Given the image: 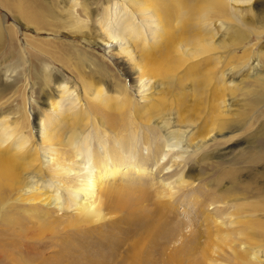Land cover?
<instances>
[{"label": "rangeland", "instance_id": "obj_1", "mask_svg": "<svg viewBox=\"0 0 264 264\" xmlns=\"http://www.w3.org/2000/svg\"><path fill=\"white\" fill-rule=\"evenodd\" d=\"M4 1L0 119L13 127L9 142L28 140L30 157L0 193V264H264V0L235 7L237 0H186L185 15L175 19L193 42L186 50L191 57L203 48L209 52L165 79L150 78L147 64L158 55L156 44L145 49L147 64L140 53L131 69L123 57L90 43L101 40L99 28L107 20L116 29L125 17L111 7L116 0H77L75 16L68 12L72 0ZM204 22L226 25L222 42L215 28L202 29ZM204 33L212 40L202 48ZM54 81L79 89L86 125L82 132L70 118L53 146L57 155H71L77 140L91 152L105 144L119 147L122 140L128 148L130 141L158 176L165 162L181 155L178 172L161 176L173 178L175 188L158 178L137 182L133 212L103 207L105 215L75 224L79 214L70 209L30 204L32 193L24 188L33 169L25 163L42 149L35 119L47 115L41 104ZM141 81L161 87L149 104L137 94ZM100 87L102 104L90 95ZM186 145L200 148L182 155ZM167 147L173 154L163 161L158 155ZM0 156L8 154L0 148ZM118 178L107 182L121 186Z\"/></svg>", "mask_w": 264, "mask_h": 264}, {"label": "bare ground", "instance_id": "obj_2", "mask_svg": "<svg viewBox=\"0 0 264 264\" xmlns=\"http://www.w3.org/2000/svg\"><path fill=\"white\" fill-rule=\"evenodd\" d=\"M118 1L112 2L111 6L120 7L125 14V17H120L119 23L116 24L118 27L114 29L110 25L112 31L111 27L110 29L108 27L107 23L109 21L107 20L99 28L102 35L101 40L91 42L89 41L90 38L88 40L91 44L101 47L107 56L115 53L123 57L124 60L129 61L128 65L131 69H135L137 68L135 67L137 65L136 59L140 53L144 54V63L147 64L148 56H145V49H151L150 47L156 44V48L159 49V52L156 53L158 55L149 58L147 64L150 66V78L165 79L176 68L184 66L188 59L201 57L209 52L203 48L205 44L212 40L209 33L208 37L205 36V33L201 37L202 43L200 47L203 50L199 54L196 53L193 55L194 57H191L186 50L193 45V42L183 36L184 33L188 32L186 25L183 23L177 27L175 23L177 17L185 15V10L189 6L186 0H172L168 3L163 0ZM3 3H5L4 0ZM70 3L72 10L68 12L75 16L74 11L78 6V1L72 0ZM242 3H244V0H237L234 7ZM114 12L112 13L114 15L118 13ZM201 27L206 31H211V29L215 28L216 35L221 38L220 42L225 38L227 27L224 23L204 22ZM179 52L183 53L184 58H179ZM2 81L6 82L7 79ZM12 87L10 85L7 89L10 90ZM51 87L52 92L48 95L49 100L43 101L41 104V107L48 113L44 119H35V122H39L35 125V127L39 126L35 133L42 144V149L38 153L36 151L37 148L34 149L31 159L25 163L33 169V172H30L26 177L27 187L24 188V194L32 193V198L28 200L30 204L41 203L48 207L70 209L73 213L79 214L78 217L73 219L75 224L76 221L82 219L85 221L96 216H102L103 207H108L112 212H133L140 199V195L137 194L139 188L133 186V184H139L137 182L147 181L148 179V181L155 182V178H158L157 183L162 185L163 183H168V187L175 188L174 181L170 180L173 178L162 180L161 176H164L163 174L166 171L167 173L175 172V174L178 172L179 159L183 157L181 155H174V158L172 157L173 160H168V163L165 162L166 166L161 169V175L159 176L156 173L158 169L150 171L144 165V158H140L136 147L130 141H127L130 144L128 148H125V141L122 140L123 142L120 141L122 144L119 147L115 148L105 144L103 148L97 152L93 151V153L91 148L85 147L77 140L71 155H57L58 150L53 146L58 143L57 138L59 136L57 135L64 130L65 124L70 123V118L74 120V126L82 132L86 125L83 123L85 118L83 117L84 119H82L81 117L84 115V108H82L83 104L80 106L82 101H80V96H78L79 89L59 81H54V85ZM136 89L144 104H149V102L154 100L157 91L161 87L156 81H147L146 83L141 81ZM90 95L94 99H98L97 101L100 104L105 101L106 95L101 87L94 89ZM0 121H3L0 124V148L8 154L7 157L0 156V193L2 194L6 185L14 178V174L23 169L22 166L24 164L21 160L29 158L30 151L28 150V140L26 138L21 139L17 134L15 136L18 139L9 142V139L13 137V127L8 125L7 119L2 120L1 118ZM153 124L155 127L162 128L163 132L168 135L174 133L170 128L163 129L159 123L153 122ZM177 127L175 126V128ZM188 128H192V126ZM189 131L191 129L186 130L185 133ZM80 140H86V138ZM169 147L165 151L162 148L161 153L158 155L161 160L172 156L173 151ZM190 148L196 151L200 146L186 145L181 154L192 152L189 151ZM38 155L39 157H37ZM60 159H62L61 162ZM14 161L16 162L15 166L13 164ZM67 162H70V165H62ZM69 166L74 168L68 169ZM118 177H122V181H124L121 186H112L111 183L113 182H107L117 180L119 179ZM65 178L73 184L72 188L68 186V183H64L66 181ZM48 183L51 184L49 185ZM4 185L5 188L2 189ZM97 186H99L103 195H100ZM94 220L97 221L96 219ZM253 259L256 260L257 258Z\"/></svg>", "mask_w": 264, "mask_h": 264}]
</instances>
